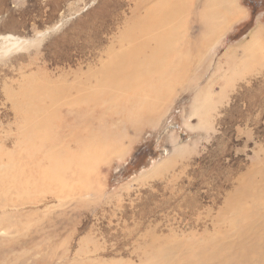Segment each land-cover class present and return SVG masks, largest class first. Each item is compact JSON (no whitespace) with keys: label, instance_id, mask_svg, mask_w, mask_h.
<instances>
[{"label":"rangeland","instance_id":"rangeland-1","mask_svg":"<svg viewBox=\"0 0 264 264\" xmlns=\"http://www.w3.org/2000/svg\"><path fill=\"white\" fill-rule=\"evenodd\" d=\"M155 1L0 0V158L14 160V174L25 172L18 160L39 132L28 129L39 118L23 111L29 90L47 97L42 114L56 124L53 103L86 79L76 71L129 48L124 33L139 32L134 8ZM236 4L240 18L207 20L209 28L204 13L175 16L164 56L184 60L176 71L185 73L142 95L160 107L142 115L139 130L115 134L100 158L109 160L82 167L71 148L54 161L63 167L52 168L53 181L31 190L18 182L20 198L37 202L13 223L24 246L15 252L32 257L24 264H211L216 248L228 264H264V0ZM47 150L29 167H46L39 155Z\"/></svg>","mask_w":264,"mask_h":264},{"label":"bare ground","instance_id":"bare-ground-1","mask_svg":"<svg viewBox=\"0 0 264 264\" xmlns=\"http://www.w3.org/2000/svg\"><path fill=\"white\" fill-rule=\"evenodd\" d=\"M196 1L193 0L190 7H185L186 2L184 0H156L149 5L138 3V6L134 8L132 16H136L138 19L135 20L133 18L135 22L138 21L136 27H139V32L137 30V33H134L135 35L130 31L124 33L126 35V42L131 43V46L129 48L128 46L122 48L110 60L101 62V65L95 69L88 68L85 72L76 71L77 74H85L86 79L75 81L70 86L68 94L65 97H57V102L52 105L55 111L60 114L56 124L50 119V114H42V102L44 100L47 101V97L40 94L39 91L34 92L32 89L29 90V95L25 98V108L23 111L31 118L33 113L39 118L37 121L30 122L33 126L30 125L28 127V129L37 128L39 132L33 130L32 138L36 143L28 147L27 152L25 151L27 155L20 157L22 158L21 161H19V158V160L17 159L18 162H21L22 166H20L25 172L23 174L20 172L14 174V160L8 161L0 158V264H24L26 257L30 256V253L25 248L22 251L20 249L21 252L19 253L15 252V248L23 244H19L20 242L13 237L15 217L19 222L23 221V217L26 218L29 214L26 206L31 205L32 202L34 207L37 205L36 201L20 198V194L24 196V191H21L22 185L26 184L28 190H31L37 185V182L40 183V186L46 183L48 178L54 177V172L51 171L52 168L63 167L60 165V162L54 161L63 152L67 153L71 151V148L74 149L72 151L77 156V165L79 164L82 167L89 165L97 166L100 164L96 163L97 161L104 162L109 160L110 158H106L107 160L100 158L107 153L111 145L110 140L114 138L115 134L120 133L122 130L124 132L129 131L130 128L138 129L139 124L146 117H142V115L146 111L148 112L147 114L151 113L154 107L158 108L159 105L157 106V104L161 103L160 99H157V101H147L142 95L152 92V87L155 89L154 92H162L163 89L158 88V85L162 83V81L159 82V79L167 78L166 76L168 75L169 77H173L174 75L177 77L185 73L179 75L177 74L178 69H176V65L178 67L182 65L185 67L187 63L184 60V62L180 61V57L176 58V56L171 60L170 57L168 59L164 56L166 49H168L166 46L168 39H170L169 34L178 25L175 16L184 13L188 16H195L193 13H199V15L200 13H204L206 15L203 16L204 18L200 25L206 28H209L207 20L211 25L212 22H219L221 18L233 21L242 16V12L237 7L236 0H200L199 3L202 4V7L199 9H195L194 7ZM129 21L131 22V20ZM213 26L212 24L210 27ZM255 34L257 33L255 32ZM170 64H173V66H170ZM170 68H174L173 73L170 72ZM189 71L187 70L188 74ZM151 78H156L157 81H153V84L147 82L148 79L152 81ZM192 86L195 87V85ZM162 96L158 95L156 98H162ZM113 105H115V108H112ZM211 107L214 106L212 105ZM49 126H54L58 130L55 137H53L55 134L48 128ZM39 142L46 146H40ZM4 145L6 146V144ZM42 147H47L48 150L39 155V158L42 161H48V165L40 169L41 162L39 160L37 161L38 163L29 167L32 164V159H34L31 157L34 156L36 159L35 154ZM105 157H110V154ZM35 166L40 170V174L38 175H35V173H39L35 169ZM28 167L29 169H27ZM29 170L32 171L30 172ZM59 170L65 171L67 169ZM27 171L30 173H26ZM57 173L58 169L55 171V174ZM50 174L53 176H50ZM19 181L23 183L21 186H18ZM39 186H37V189ZM239 212L241 211L239 210ZM239 212L236 214L239 215ZM21 240L24 241V239ZM220 247L226 249L230 246L223 244ZM241 248L243 250L237 249L240 253L247 256L245 246H241ZM217 249L212 251L213 260L209 256L211 264H228L229 255L227 256L224 251L220 252ZM175 255L174 257H176ZM29 259L31 260L32 257ZM232 260L235 261L234 264H238L239 262V259L232 258ZM33 261L35 262L32 264L42 263L41 258H35Z\"/></svg>","mask_w":264,"mask_h":264}]
</instances>
